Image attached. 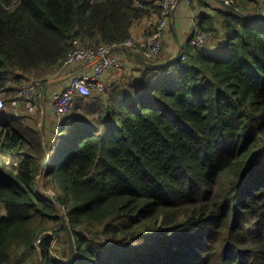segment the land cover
I'll use <instances>...</instances> for the list:
<instances>
[{
  "label": "trees",
  "instance_id": "obj_1",
  "mask_svg": "<svg viewBox=\"0 0 264 264\" xmlns=\"http://www.w3.org/2000/svg\"><path fill=\"white\" fill-rule=\"evenodd\" d=\"M235 1L197 22H219L214 46L191 33L41 130L10 108L21 84L53 75L75 40L127 39L159 0H0V264H264V18Z\"/></svg>",
  "mask_w": 264,
  "mask_h": 264
},
{
  "label": "built area",
  "instance_id": "obj_2",
  "mask_svg": "<svg viewBox=\"0 0 264 264\" xmlns=\"http://www.w3.org/2000/svg\"><path fill=\"white\" fill-rule=\"evenodd\" d=\"M179 1L159 0L160 16L154 14V17L147 21L142 32L131 33L130 37L123 41L90 45L75 40L74 47L67 53L54 75H51L52 77L68 75L65 85L51 93V113L58 119L70 113L78 97L85 100L93 93H104L108 88V84L104 80L105 73L121 65L119 51L128 50L133 55L149 62L159 59L169 16L174 12ZM182 1L185 4H190L193 0ZM213 1L231 6H236L237 3L235 0ZM253 1L258 4L253 14L257 19L264 18V0ZM210 35L211 32L199 28L189 38V45L194 48H203ZM87 69L89 71H85ZM48 82L49 77L46 79L33 78L21 84L15 96L10 100V107L14 114L17 115L20 108L34 112L36 102L43 95ZM3 96H5V92L1 91L0 109L7 107Z\"/></svg>",
  "mask_w": 264,
  "mask_h": 264
},
{
  "label": "crops",
  "instance_id": "obj_3",
  "mask_svg": "<svg viewBox=\"0 0 264 264\" xmlns=\"http://www.w3.org/2000/svg\"><path fill=\"white\" fill-rule=\"evenodd\" d=\"M196 1L197 0H193L190 4H185L182 0H180L174 12L169 16L168 26L164 32L162 56L160 60L166 61L172 58L174 54H178L179 46H181L186 41L187 36L191 33H195L196 30L199 29L196 27V25L200 20L202 13H208L214 16L217 13V10L220 9V4L213 3L212 0H205L207 5L205 9L198 6ZM250 12L251 11H248L247 13ZM153 17L154 14H152L151 18ZM149 19H142L135 22L130 28V33L142 32L145 29ZM214 26L215 27L211 32L208 42L206 43L210 46L215 45V37L221 31L219 22H216ZM118 56L121 62L120 67L112 68L111 70L107 71L104 76V80L108 84V88L112 87L114 84H119V81H121L122 78H127L130 75L135 77L142 69L141 64L143 63L140 60L141 58L133 55L128 50L119 51ZM85 71H89V69ZM52 76H49L47 87L41 98L37 101L41 130L44 127V122H46V125L49 124L50 119L48 118V114H52L50 110L51 93L55 90L52 88V85L58 84V89L65 85V77ZM10 108L12 109V107ZM53 118L57 119L55 116H53Z\"/></svg>",
  "mask_w": 264,
  "mask_h": 264
},
{
  "label": "rangeland",
  "instance_id": "obj_4",
  "mask_svg": "<svg viewBox=\"0 0 264 264\" xmlns=\"http://www.w3.org/2000/svg\"><path fill=\"white\" fill-rule=\"evenodd\" d=\"M212 2L215 3L213 0H212ZM252 6L254 7L253 9L255 10L257 8L258 4L254 2V4ZM161 53H162V50H161ZM47 77H49V76H47ZM46 78H42V79H46ZM52 88L53 89H58L59 88L58 87V84L57 85L56 84H53L52 85ZM36 104H37V102H36ZM36 107H37V105H36ZM6 109L8 110L10 108L7 106L6 108H4L2 110H6ZM38 112H39L38 109H36L34 112H30V111H28V110H26L24 108H20L19 113L16 115V117L17 116L18 117L21 116V119L24 121V123L31 124L32 123V119L30 118V116L33 115L34 113L36 114ZM53 116H54L53 114H50V113L48 114V118L51 121H54L55 120V122H57V119H54ZM39 117H40V115H39ZM62 118L63 117L58 118V121H60ZM50 132H51V129L50 130L47 129V135L45 137L50 138V134H49ZM14 153H15V150L14 149H12L10 151H6V153L4 155V158L6 160H8V159L10 160V159L13 158V156L16 157ZM43 191L46 194L54 195V194H56V193L59 192V189H58V187H57L56 184L51 185L50 183H47L46 182L44 184ZM59 211H61V213H62V209L59 208ZM2 213H4V208L3 207L0 208V214H2ZM62 215H63V213H62ZM59 228H60V226H57V229H59ZM67 230L69 231V229H67ZM47 233L50 234L51 231H48ZM56 238H57V236H56ZM68 241H69L68 236L67 237L66 236H62L58 240L54 239L52 241V246H54L56 248L55 251H57L60 254V256L62 255V259L65 258V257H67L68 256V253L70 252ZM27 264H36V261H35V259H31Z\"/></svg>",
  "mask_w": 264,
  "mask_h": 264
},
{
  "label": "water",
  "instance_id": "obj_5",
  "mask_svg": "<svg viewBox=\"0 0 264 264\" xmlns=\"http://www.w3.org/2000/svg\"><path fill=\"white\" fill-rule=\"evenodd\" d=\"M140 60L142 61V63H148L149 65H156V64H158V63H153V62L145 61L143 59H140ZM65 78H68V75ZM42 168H44V166ZM49 199L55 200L56 202H58V199L55 196H51V197H49ZM59 207H60V209H62V206L59 205ZM66 228L68 229L67 225H66ZM68 234H69V231H68ZM54 235L56 237L57 236V233H54Z\"/></svg>",
  "mask_w": 264,
  "mask_h": 264
}]
</instances>
